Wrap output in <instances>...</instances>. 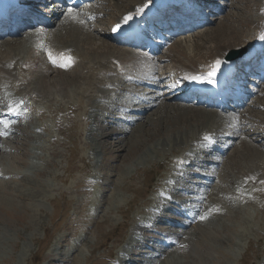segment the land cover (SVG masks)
I'll return each mask as SVG.
<instances>
[{
    "label": "rangeland",
    "instance_id": "374dc122",
    "mask_svg": "<svg viewBox=\"0 0 264 264\" xmlns=\"http://www.w3.org/2000/svg\"><path fill=\"white\" fill-rule=\"evenodd\" d=\"M99 2L97 6L93 7L96 10L100 9L102 3L107 2L105 13L103 12V15L106 14V16L102 17V20L98 19L96 14L99 11L95 10L97 13L92 15L95 18L93 20L111 24L113 17L115 18L118 14L115 7L113 8L115 0H100ZM148 2L149 0H120L116 5L121 6L119 13H122L131 6L130 4H147ZM220 7L224 8L222 12L214 17L210 25L208 23L201 24V29L197 30V33L204 28L220 32L223 30L222 28L227 27L233 21L235 34L239 39L246 36L247 33L253 36V31L256 28L259 29L260 25L263 26L264 0H224L219 5ZM258 22L260 25L257 26ZM96 24L98 25L97 28L101 29L100 31L104 34V37L98 39L96 43H100L98 42L100 40L109 41L106 39L107 26ZM254 25L255 27H253ZM97 28L95 27L96 30H98ZM72 30L67 23L63 31L60 30L59 33H67L66 36L70 39V36L72 37L74 34ZM194 34H191L193 37L190 35L184 39L181 38L175 45L173 44L169 53L166 51L163 53L165 55H159L156 59L170 54L167 59L162 60H172L175 65L176 61L174 57H171L175 48L182 45V48L189 49L192 48L194 40L201 42L202 36L198 38V35L195 36ZM38 36L45 35H35L31 39L28 38L23 40V43L15 45L13 49L12 47L7 49L6 46H3L0 47V50L2 49L1 51L3 54L5 52L7 57L23 52L21 58H25L28 54L27 51L32 47L24 45L28 48L25 51L22 44ZM256 36L253 39V46L250 45L253 47L252 50L257 44ZM96 37L98 38L97 35ZM48 39L53 42L56 40L54 37ZM204 46L206 50L211 49L212 51L214 44L206 42ZM57 48H60L59 45ZM123 48L131 50L127 47ZM46 49L47 53L49 51L56 53L63 51L64 47L60 50ZM203 51L204 54L201 57L194 58V61L200 65L207 62L205 50ZM35 52L38 53L39 57H43L38 48ZM162 60L160 64L165 62ZM79 63L81 62L78 59L76 70H79V66H81ZM36 64L38 68L35 69L36 72L45 69L44 64L41 65L38 62ZM141 66L144 68V65ZM172 66V64L169 65V69L174 70ZM57 69L55 67V70L50 69V71L56 72ZM35 70L33 68V71ZM66 71V77L72 75V72ZM53 76H57V74L54 73ZM168 79L170 78L164 80L167 81ZM54 82L56 79H51V83ZM12 83L14 81H10V84ZM58 86L53 87V91L51 90L53 94L51 100L46 98L43 100L42 97L35 99L36 96L39 97L37 92L30 93L32 96L30 97L31 113L28 117L22 118L14 131L23 130L32 135L33 138L18 133L16 138H9L0 144L2 150L0 153V264H118V259L122 256L121 251L126 249L125 246H129L128 241L132 236L142 238L144 241L146 236L152 237L151 240H159V244L157 241L155 244L139 242L137 250L132 249L130 251V253H135L145 246L155 248L156 253L148 249L149 257L159 252L158 262L151 264H264V193L261 197V194L255 191L257 186L261 187L259 185L252 186L249 183L248 187H241L236 180L239 171L233 165L235 159L231 154L235 148L229 151L228 159L226 158L215 170L213 163L205 164L202 162L203 160L214 162L216 159L214 151L207 147L204 149V145L188 142L183 147L181 146L182 148L180 146L176 148L177 146L173 145L175 149L170 148L169 144L166 145L167 147L158 145L161 141L160 138L170 133L183 135L186 131H191L190 135L197 136L198 134H195V129L192 127L193 121L190 123L177 121L179 125L170 126L164 121L165 124L160 121L153 126L144 120L139 122L140 124H136L139 126L135 125L130 129H128V125H122L123 130L121 126L119 127L120 120L113 122L116 120L114 119L111 121L113 125L110 127L105 115H103L105 119L100 116L96 120H90L89 117L92 112L90 106L101 97L98 93L94 94L98 88L97 90L94 88V92L93 89H90L89 92L86 91L87 93L69 96L68 93L63 94L61 89L63 91L69 89L68 92H70L72 85L63 88L60 83ZM125 87L124 85L118 89L122 90ZM165 90L169 89L165 88ZM14 94L15 87L13 88V86L0 88V97L7 100L6 103L14 101ZM128 96L127 92L119 90L111 93L114 101L110 99L108 105L114 106L112 108L114 111L116 110L115 113L118 116L122 115L119 105H124L128 101ZM163 98L165 97L163 96ZM165 101L168 100L165 99ZM263 101L264 99L255 101L256 108L254 104L251 106V103L249 114L240 115L241 122L249 121V115L254 112H263L261 105H258ZM50 107L58 109L55 116L49 114L48 108ZM71 107L77 110L68 112ZM32 108L36 109L32 111ZM36 111L42 112L43 116L38 117ZM175 113L179 112H173V114ZM201 114H189L186 107V111L177 117L182 119L179 121H186L189 117H194V120H197L198 115L201 116ZM127 117L132 119L136 116L130 114ZM240 118L232 116L231 121L235 122L236 119L239 120ZM255 118L254 120L257 122L264 120L262 116ZM95 121L100 123L95 125ZM103 121H106L104 122L105 125L101 123ZM221 121L223 127L218 131V135L221 131V135H223L225 131L230 129L228 122V124L225 123L223 118ZM245 125V130L248 131V126ZM97 126L96 134H91L90 127L95 128ZM107 129L109 133H114L115 139L120 138L126 141L130 135H139L140 137L137 138L131 149L127 148L120 151L121 149L119 150L114 145L115 139L110 137L109 141L105 138V134H108ZM121 131H126V133L121 135L119 133ZM145 131L148 133L146 134ZM261 131L259 135L262 134ZM154 132L156 135H153ZM196 136L197 141L201 140L200 135ZM96 137L102 141V150L97 149ZM235 140L238 141V139ZM237 141H235L236 150L239 148ZM106 142L108 144H105ZM156 142L155 149L161 150L162 148L164 151L161 154L151 156L149 159L140 160L142 153ZM111 145L114 150H111ZM203 150H207L204 155L200 154ZM239 151L242 149L239 148L237 152L240 153ZM183 152L186 153L182 154ZM190 153H199L198 161L182 167L181 161H185L186 158L191 160ZM239 159L241 160V158ZM239 159H236V162H240L242 166L244 160L240 161ZM246 163L248 162L244 161V164ZM179 168L183 170H179ZM184 173L186 174L184 175ZM206 175L214 179L212 185L214 190H211L213 191L212 199L207 193V196H210L209 201L212 203L211 207L214 211L207 215L208 219L205 223L195 226L191 224L186 229V233H183L182 228L173 226L166 219H178L179 222H183L185 221L184 217L177 215L176 217L173 213L174 210H168L171 207L178 211L184 207L196 210L200 204L199 200L203 199L201 194L208 189V184L204 178ZM109 182L111 184L108 188L111 185L112 187L107 189L106 186ZM162 192L164 195H161ZM216 200L217 206H215ZM170 201L173 203H169L170 205H166H169L168 207L161 209V205ZM156 211H161V213H156ZM143 221L151 226L139 228L138 225ZM170 233L172 235H169ZM166 235L171 236L174 243L177 242L178 245H173L172 250H168L169 256H161L160 249L162 244L166 243ZM180 245H185V247L181 248ZM124 252L127 254L126 251ZM160 259H164L166 262H159ZM142 264L150 263L148 260H144Z\"/></svg>",
    "mask_w": 264,
    "mask_h": 264
},
{
    "label": "bare ground",
    "instance_id": "6f19581e",
    "mask_svg": "<svg viewBox=\"0 0 264 264\" xmlns=\"http://www.w3.org/2000/svg\"><path fill=\"white\" fill-rule=\"evenodd\" d=\"M119 1L120 0H115V2H113V8L115 7V9L117 10L116 12L118 13L116 15V17L113 18L114 24H118V23L122 22L123 21L122 18H124L125 16H128L130 14H136L137 16H139L140 14L143 13V12L137 13V11H136L137 8H140L138 6H142L140 3L130 4L131 6L128 9H126L122 13H119V9H120L119 7H121V6L118 7V5H116V3ZM170 1L171 0H154V4H156V6H161V5L169 3ZM120 3L122 4L123 2L121 1ZM105 5H108L107 2L102 3L101 7H102L103 11H105V9H106ZM86 9H87L86 14L89 13L90 14L89 16H91L90 18L94 17L92 15H95L97 13L96 12L97 10L93 6L87 7ZM146 9H150V8L147 7L144 10H146ZM74 15H76V14H74ZM120 17H122V18H120ZM90 18H87L86 16L80 15V18H76V20H73V19L69 18V16H67L65 14H61V16H52L50 21L43 28V30L25 31L24 28H21V26H19L20 29L16 33L11 35V37H7V36H2V37H6V38L0 37V47L1 48L3 46H6L7 49L10 47H12V49H13V47L15 45L17 46V45L23 43V40L25 41L28 38L31 39V37H33L35 35H39V34H44V32L48 33V35L50 37H54L57 41L64 44V46H63L64 50L63 51L56 52V53L49 51L48 53H51L55 58H57V60L59 62H63L62 60H60L61 54H63V56H65V57L70 56L72 59L78 58L80 60L81 63H79V64H81V66H79V70H76V67L73 64H71L70 67H67L68 72L69 73L72 72V75H68L66 77L65 72H67V71L65 70V68L53 66L49 62L48 55L46 52L47 51L46 48H44V50H45V56L44 57H39L37 55L38 53L35 52L36 48L32 47L27 51L28 54L26 53L27 56L25 58H21L18 55H14L12 57H7V54H5V52L3 54V52L1 51L2 49H1L0 50V81L4 82L6 84H10V81H14V83H12V84L17 85L19 91L24 92V93H27V91L28 92H37L36 94L39 95V97H37V98L40 99V97H42L41 99L46 98V99L51 100V99H53V94H52L53 87H57L58 85H60V83H61V86H63V88H67L70 85H72V86H70L72 88V89H70V92H68L69 89H67V91H63V89H61L63 94L68 93L69 96L70 95L71 96L81 95L90 89H93L92 91L94 92L95 89L97 90L100 83L108 82L107 78L103 75V73H104V70L110 71V69H112L113 65L110 62L113 59L116 61V64H118V66H121V67L122 66L125 67L126 65H128V67L130 66L133 69H137L139 67H137L135 63H137L138 61L141 62L142 65H144V61H146L147 57L143 56L142 54H138L134 50H126L122 46H119V45L116 46L113 43L114 38L112 37L113 38L112 39L109 36L108 31L106 32V39H108L109 41L100 40V41H98L100 43H96L98 39L104 37V34L102 31H100L101 29L99 30L97 28L98 30H96L95 27H93L90 24V22L88 21V19H90ZM81 20L83 21V23L80 22ZM95 22L100 24V25H106L107 26L106 23L101 22L100 20H95ZM232 22H230L231 24H229L228 26L226 25L227 27L222 28L223 30H220V28H219L220 32L218 30L217 31L210 30V29L207 30L208 28L205 29L203 27L204 29L200 30L198 33L196 32V35H198V38L200 36H202V38H200L201 40L198 39L201 42H196L194 40L193 44H192V48L185 49V47L182 48V45H181V47L175 48V50L172 51L174 53L171 55V57H174V60L176 61L177 66H175V69L179 70L176 73H178L177 77L180 79V81L188 80L191 77H193V75L196 73H198V74L201 73V77H206L207 73L211 70V66L214 65L217 60L220 61V66H219V69L217 70V73H220L221 68L223 67V64H224V57L226 56V54L232 49L234 50V49L240 48L242 46H248L249 47L250 45H253V39L256 36V34H257V36H256L257 37V40H256L257 44H255L254 50H256V47H257V49L260 47H263L262 43H264L263 42L264 39H261V37H264V30H262V28H259V29H257V32L252 33L253 36H251L250 34L247 33L246 36H242L238 39L237 35L235 34ZM67 23L69 24L70 28L73 29L72 31L74 33L72 37L69 35L70 39L66 36L67 33H65V34L59 33L60 30L63 31V29ZM20 25H22V24L20 23ZM106 29H107V27H106ZM96 35L98 36V38L96 37ZM208 41L214 44V47H212L213 48L212 51H211V49L206 50V47L204 46L206 42L209 43ZM68 50H70V51H68ZM203 50H205L206 56L205 55L204 56L206 57L207 62H206V64L203 62L202 63L203 66H202V65L198 64L197 62H195L194 60L196 59L195 57H198V56L201 57L204 54ZM68 52H71V54H68ZM4 55H5V57H3ZM162 61H166V60H162ZM197 61H199V60H197ZM37 62L40 63L41 65L44 64L45 69H41L37 72H36V70L33 71V68H35L36 65L38 67V64H36ZM46 66L48 68H46ZM157 66L158 65H156V63H154V66H152V67H154V69H155V68H157ZM253 66H256V63H254ZM22 67H25L26 69H23ZM50 67H56L58 69L56 72H54V71H50ZM144 68H146V66H144ZM144 68L141 66V69H144ZM106 69H108V70H106ZM74 72H75V74H74ZM54 73L57 74V76H53ZM53 78L56 79V82L51 83V79H53ZM167 78H171V74H168V76H161V77L157 76V78H155L154 81L156 82V81L164 80ZM32 86H33V88H31ZM165 88L171 90L173 88V85L167 84L165 86ZM101 91L98 90L96 92L102 93ZM96 92L94 94H96ZM90 93H91V91H90ZM63 96H65V95H63ZM134 96H132L133 98H132L131 102L129 103V105L128 106L123 105V108L126 109V112L128 114L137 112L136 114L140 115L138 120H136L137 118L136 119L129 118L130 119L129 120L126 118V116L125 117H118L116 114H114V110H112V107H114V106H112L110 108V106H108V104H106V100L103 97H101V99H99L102 102V105H103L102 107L100 106V103H101L100 101H95L92 103V105L90 106V107H92L91 108L92 112L90 113L89 117H90V119L96 120L100 116L105 115L108 126L110 125V127H111V125L113 123L111 121L116 119V120H120V122L123 124H128L130 126L129 129L133 128L138 122H141L144 120H145V122H149L153 126L160 121H162V122L164 121L166 124H169V126L170 125H176V124H178V122L179 123H190L193 121L194 124L192 125V127L195 129V134L196 133L198 134L197 136H199L201 134H203V135L204 134L205 135L215 134L217 131H219L223 127V124L221 123L222 121L220 118L221 114L217 111V109L213 110V111L212 110L193 109V108H190L189 106H187L185 104L176 103L175 101H171V102L165 101V98H163V95L160 93L155 94V96L153 95L152 97L150 96L149 98H146V97H143V96L137 95V94H134ZM35 99H36V97H35ZM39 104H41V103H39ZM116 105H118V104H116ZM140 105L142 106V109H139ZM258 105H261V109H262L261 111H263V112H261V113L254 112V113L250 114L249 115L250 120L245 122V124L248 126L249 134H246L243 132L242 125H241L242 124V122H241L242 118L237 116L240 119L239 120L236 119L235 122H233V124L231 125L232 130L228 131L227 136L229 138H231L232 140L238 139V146H239V148L242 149V151H239L240 153L237 152L239 148L237 150L235 149L231 153L233 155L232 157H234L233 159H235V160L232 159L233 165L239 171V172H237V175L242 174L241 176H243L245 178H247L249 176L251 177L252 175L253 176L256 175V176H258V178H257L258 181L261 182V181H264V145L260 144V140H258L257 136H260L259 135L260 130H262L261 135L264 134V129L261 128V127H264L263 126L264 120H262L263 122H257L254 119H256L255 118L256 116H259V117L262 116V118L264 117L263 116L264 115V101L262 103H259ZM36 106H38V105H36ZM106 106H108V107H106ZM38 107H41V106H38ZM186 107H187V111H189V114L202 113L201 116L198 115L197 120L196 119L194 120V117H189L188 120H186V121H179L182 119L177 117V116L180 113L185 112ZM33 109H36V108H32V111H33ZM48 109H49L48 110L49 114H52L54 116L58 110V109H55L52 107H50ZM117 109H119V108H117ZM74 110H77V109L76 108L73 109L71 107V110L68 112H73ZM175 111L179 112V113L173 114V112H175ZM7 115L8 114H3V115H1V118L7 117ZM40 116H43L42 113H40ZM223 119H224V122L226 123L228 120H231V116H226ZM167 122H169V123H167ZM138 124H140V123H138ZM136 126H139V125H136ZM95 128L90 127V133L91 134H96V132L98 130V126ZM108 129H107L108 134H105L106 135L105 138L108 139L109 141H110V139H109L110 137L112 139H115L113 137V136H115L114 133L113 132L109 133L108 131L110 129L109 130ZM104 130H106V128H104ZM131 131H133V130H131ZM202 132H204V133H202ZM221 132L219 135H221ZM18 133L21 135H25L28 138L31 137L30 134L21 130L17 133L15 132L14 138H16V135H18ZM103 133H104V131H103ZM119 133H121V135H124V133H126V131H121ZM136 133H137V131H136ZM145 133L147 134L148 132L145 131ZM190 133H191V131H186L183 135H175V133H170L168 135H165L166 137L163 136L162 138H160L161 141L159 140L160 142L158 145L166 146L169 144L170 148H172V149H175L174 148L175 145L177 146L176 148H178L179 146H180V148H182L185 143L187 144L188 142L190 143V142H193L195 140L196 135H190ZM151 134H153V133H151ZM153 135H156V133ZM101 137H102V135H101ZM139 137H140L139 135H134V136L130 135V137H128L126 139V141L121 140L120 138H117V139H115L114 145H115V147H118L119 150L121 149L120 151H122V149H127V148L131 149V147L133 146V144L135 143V141ZM105 144H108V143L106 142ZM96 146H97V149L102 150L103 144H102V141H100L99 137H96ZM156 146H157V142L154 143L152 146L148 147L147 150L142 153V155L140 156L139 159L140 160H146V159L151 158V156H153L155 154H157V155L161 154L164 151L162 148H161V150L155 149ZM15 147H16V145H15ZM106 147H107V145H106ZM110 148H111V150L112 149L114 150L112 145L110 146ZM5 149H6V147H5ZM119 150H117V151H119ZM1 152L2 151L0 150V153ZM239 158H241V160L243 159L244 161L248 162L249 164L248 163L244 164V161H242L243 165L241 166L240 162H239L240 164L238 162H236V159H239ZM202 162H204V160ZM236 163H238V165H235ZM107 184H108L106 186L107 189H110L112 187V185L110 186V188H108V186H109V184H111V182H109ZM168 206H166V207H168ZM100 207H101V205H100ZM166 221H168V220H166ZM166 221H165V224H166ZM161 231H162V229H161ZM130 241L133 242L134 240L132 239ZM147 241H151V238H148ZM158 241H157V243H158ZM155 242H156V240L153 241L154 244H155ZM157 248H158V246H157ZM170 248L171 247H169V246H165L164 249L162 250V252L160 253V255L161 256L168 255L167 252H168V249H170ZM135 250H137V249H135ZM151 250L154 253L157 252L155 248H153ZM170 250H172V249H170ZM158 254H159V252H158ZM131 257H132V260L130 258L131 261L129 260V262L126 263L125 260H122L121 264H141L143 262V259H145V258L149 259L150 264L155 263L158 260L157 254L153 255L151 257H148V248L147 247H143V248L141 247L137 252H135L133 255H131ZM161 261L166 262V260H164V259H160L159 262H161Z\"/></svg>",
    "mask_w": 264,
    "mask_h": 264
},
{
    "label": "snow or ice",
    "instance_id": "6c2138e0",
    "mask_svg": "<svg viewBox=\"0 0 264 264\" xmlns=\"http://www.w3.org/2000/svg\"><path fill=\"white\" fill-rule=\"evenodd\" d=\"M149 3H151V0H149ZM148 7V4H145L143 5L142 7L140 8H137L136 11L137 13H141L144 11L145 8ZM67 16H69V18L73 19V20H76V16L73 14V9L69 8L67 13H65ZM132 19L131 16H125L123 18V22L124 24H128V22ZM81 23H83V21L81 20L80 21ZM120 29V24L118 23L116 28L113 29V31H118ZM261 39H264V37H261ZM48 55V60L49 62L53 65V66H57V67H61V68H67V67H70L71 64L74 62L72 60V58L70 56H63V54H61L60 56V60H62L63 62H59L57 60V58H55L51 53H47ZM219 66H220V61L217 60L215 62L214 65L211 66V70L207 73L206 77H201V76H193L191 77L190 79H192L193 81H196V82H202V83H209V84H214L215 81L213 80V77L216 75V72L217 70L219 69ZM8 113L9 114H15L14 112V109L11 105L8 106ZM0 125L3 126L4 129H7L9 127V122L8 121H4V120H0ZM3 135H6V133L2 130H0V136H3ZM205 141H208L210 138L205 136L203 138ZM181 164H183L184 162L181 161L180 162ZM248 179H254L253 177H247L245 178V183L247 182ZM261 183H264V181H261ZM163 195V194H161ZM212 211H214V209H209L207 213H205L204 215H201L200 216V219L201 220H204L207 218V215L209 213H211ZM181 248H184L185 245H180Z\"/></svg>",
    "mask_w": 264,
    "mask_h": 264
}]
</instances>
